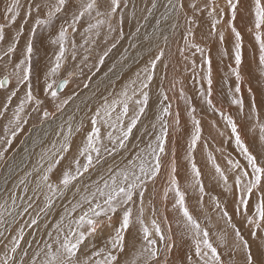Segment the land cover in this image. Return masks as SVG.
I'll use <instances>...</instances> for the list:
<instances>
[{"label": "snow or ice", "instance_id": "6c2138e0", "mask_svg": "<svg viewBox=\"0 0 264 264\" xmlns=\"http://www.w3.org/2000/svg\"><path fill=\"white\" fill-rule=\"evenodd\" d=\"M150 4V7L139 9L147 13L142 18L147 21L153 10L162 6L165 11L156 20L157 30L161 21H168L173 30L172 35L181 27L180 22L183 21L181 39L184 46L178 48V52L184 56L186 51L195 49L201 54L202 64L207 66L201 77L206 81L207 88L202 87L199 90L200 96L208 110L220 112L225 127L231 130L228 140L234 143L238 156L246 163H241V159L231 156L230 153L225 154L222 149L217 151L227 160L226 168L216 163L211 152L207 158L215 170L216 184L224 193L235 197V213L250 230L253 243L250 244L233 223L224 200L216 196L210 197L218 218L224 220L227 227L234 232V243L231 246L226 243L225 232L215 234L214 246L207 228L201 226L185 203V192L177 182L175 142L170 139L172 133L181 126L180 114L173 111L169 97L165 94L164 78L155 86L156 91L153 92L154 70L157 62L165 55L164 49H160L159 54L150 61V67L137 72L135 78L124 84L114 96L110 94L102 97L94 112L88 109L79 119L74 113L59 124L55 132L58 142L54 140L49 149L39 154L31 171L26 172L13 185L3 202H0V246L3 248L0 264H264V154L259 157L253 154L241 135L246 123L253 121L249 131L255 133L258 130V139L264 144V119L260 118L254 94L248 110H245L243 97L240 95L243 41L236 26L238 18L243 21L247 16L253 17L249 31L253 33L258 44L257 78L264 76V0H251L250 4L248 0H223V3L221 0H165L163 5H159L158 0H150ZM138 7L137 0H26V4L22 0H10L2 13L5 23L0 24V44L6 40L5 28H11L22 11L23 22L7 47L0 49V60L8 57L4 64L7 74L0 79V90H6L14 81L3 107L7 109L13 97L19 100L13 113L14 120L9 123H14L19 129L21 113L28 106L34 112L42 111L43 119L49 118L51 113L44 105L49 97L56 101L58 90L68 85V79L56 77L65 67L69 55L75 61L78 49L88 52L89 49L84 48V44L95 43L91 37L99 38L105 26V42L112 33H118V42L124 35L123 24L127 15L125 10H129L131 19H135ZM34 14L35 20L25 48L20 53L21 58L14 62L13 54L17 51L23 26ZM62 15L65 17L64 21L50 40L56 47L42 81L37 77V84L34 86L33 41L38 31L54 27V22ZM85 22L86 27L80 35L88 38L84 39V44L78 45L75 40L77 25ZM201 23L208 24L206 32H201V39L207 40L218 34L220 42L223 43L224 31L222 28L218 29L221 24L230 29L234 37L235 67L230 65L229 68L236 83L234 89L229 87L228 95L231 104L238 109L235 119L213 104L211 58L206 54L205 48L195 42L196 30ZM137 24L136 31L139 32V21ZM157 38L162 39L166 46L169 44L170 36L163 35L162 31ZM115 46V43L111 45L113 48ZM86 60L87 56H84L80 63ZM100 61L103 62V56ZM167 67L166 64L165 68ZM68 75H72L70 70ZM21 87L25 88V93L18 97ZM171 88H175V83ZM248 91L252 94L251 87ZM153 95L159 111L154 113V119L145 123L144 118L148 116ZM180 96L187 104L188 98L184 96L182 88ZM71 99L69 96L57 103L56 110L62 112ZM166 101L169 102L165 103ZM194 111L189 104L193 129L185 149V160L190 166L192 176L189 187L199 193V201L202 202L206 194L205 187L201 180V171L193 158V152L202 137L200 121L192 115ZM87 124H90V129L77 146L76 155L68 159L64 169L54 180V170L70 151L73 137L81 133ZM134 130L140 135L137 136ZM15 135L16 132H12V136ZM219 135L223 136L224 133L220 132ZM8 143L11 144V140ZM3 155L0 152V159ZM118 155L121 156V161L115 163ZM109 159L113 163L108 164ZM105 164H108L106 169ZM93 172H99L100 175L91 183H85V179L91 180ZM85 173L88 174L87 177ZM164 173H167V179L164 181L161 199L162 202L166 201L169 193L175 194L173 210H178L182 218L175 222L179 229L175 235L179 240L174 239L172 224L156 204L157 180ZM229 174L234 177L232 183H229ZM33 176L34 181L31 179ZM21 186L23 194L18 196L16 189ZM29 190L31 195H27ZM41 196L43 207L35 216H30V222L25 221L29 228L36 226L31 234L32 239L24 240V226H21L9 240L8 236L14 225L25 214L30 215L29 210L33 209ZM58 200L63 202V212L54 221L47 219ZM146 206L151 209L150 225L144 220ZM42 219L43 226L38 223ZM132 229L136 231L132 232ZM37 232L41 234L37 236ZM129 233L130 237L126 239ZM45 235L47 239L44 238ZM21 241H24V246ZM218 247L222 251H218Z\"/></svg>", "mask_w": 264, "mask_h": 264}, {"label": "rangeland", "instance_id": "374dc122", "mask_svg": "<svg viewBox=\"0 0 264 264\" xmlns=\"http://www.w3.org/2000/svg\"><path fill=\"white\" fill-rule=\"evenodd\" d=\"M4 1L6 3L10 2V0ZM22 2L26 4V0H22ZM137 2L139 3V7L137 9L135 19H131L129 10H125L127 15L123 24L124 35L118 42H116L118 33H112L111 37L105 42L104 37L107 32V28L105 26V28L101 30V36L99 38L94 36L91 37V39L96 41L95 43L84 44V39L88 37L82 38L80 33H82L84 27H86V22L83 25H77L78 33L75 35V40L78 45L84 44V48L89 49V51L84 52V49H78V55L75 61L71 59L70 55L68 60L65 61V67L61 69V72L56 79H68L69 83L63 90L58 91V99L56 101H52L50 97L46 100L44 107L51 113L49 118L43 119L42 111L40 113L34 112L32 111V107L28 106L25 108V111L21 113L19 129H17L16 125L14 123L10 124L9 121L14 120L13 113L19 103L18 98L13 97L12 102L8 104L7 109L3 107L6 102L7 95L14 86V81L7 87L6 90H0V112H3V115H0V152L4 153L3 158L0 159V202H3L4 197L10 193L13 185L18 183V181L24 177L26 172L31 171L33 165L37 162L39 154L43 150L49 149L54 140L58 142V138L54 132H56L59 124L65 121L69 115L74 113L77 115V119H79L80 115L88 109H91L94 112L96 106L101 102L105 91L109 90V95L106 96H110V94L114 96L120 91L121 87L125 83L124 80L126 76L130 75V73L131 75H134L137 72H142V69L145 67H150V64L148 63H150V61L159 54L160 49H164L165 55L157 62L156 69L154 70L153 92L156 91L155 85H158L161 79L164 78L163 87L165 89V94L169 97L173 111H178L180 114L181 126L172 133V137L170 139L175 142L176 160L178 165L177 182L180 189L185 192V203L188 206L189 211L201 223V226L207 228L209 238L214 243V246L216 241L215 234L221 232L226 233V243L228 246H231L234 243V232L231 228L227 227L224 220L218 218L217 211L214 210L210 197L216 196L224 200L225 208L232 217L233 223L237 225V227L241 230L242 235H244L245 239H248L251 244L253 242L251 240L250 230L244 226L245 222L242 221L235 213V197L224 193L223 189L216 184L214 180L215 170L207 158L208 153L211 152L216 159V163L222 168L227 167V160L221 155L220 151H217V149H222L225 154L230 153L231 156L241 159L235 150L234 143L228 140L231 130L230 128L225 127V123L221 118L220 112H212L208 110L200 96L199 90L202 87L207 88L206 81L201 79L207 66L202 64L201 54L196 52L195 49H192L190 52L186 51L184 56H181L178 52L177 49L184 46V41L181 39L183 21L180 22L181 27L175 31L174 35H172L173 30L169 27L170 22L168 21H161L159 30H157L156 20L160 19L162 13L165 11L164 8L160 6L153 10V14L149 16L147 21H145L142 17L147 15V13L141 12L139 9L150 7V0H137ZM164 2L165 0H158L159 5H163ZM248 3L250 4L251 0H249ZM5 5L6 4H0L1 11L4 9ZM64 18L65 17L62 15L59 20L54 22V27L44 31H38L35 36L33 41L34 56L32 77L34 86L37 84V77H40L42 81L44 72L46 71L50 58L52 57V53L56 47L50 43V40L58 31L60 24L64 21ZM2 19H4L3 16H0V24L5 23ZM252 19L253 17H251L249 24ZM34 20L35 14L29 18L28 23L23 26L24 30L17 44V51L13 54L14 62H18L21 58L20 53L25 48ZM137 21H139L140 26L139 32L136 31L138 26ZM22 22L23 11L21 12L20 18H18L16 23L13 24L11 28H5L6 40L3 44H0V49L7 47V44L11 42L12 37L17 31H19ZM238 23L239 22H236V26L241 32L243 41L241 65L242 83L240 95L243 97L245 110H248L254 94L255 102L258 106V110L260 111V118L264 119V76L257 78V74L259 72L258 60L254 59V61L250 58L249 61L251 62H248V66H244L243 64V56L245 53V49L243 51V48H247L246 51L248 49L258 51V44L255 42L253 33L249 31L251 24L250 26H242L237 25ZM203 24L205 25V23H201L196 30L195 42L205 48L206 54L210 55L212 68L214 70L216 69L215 72H213L212 69L213 104L224 113L233 116L235 119L238 109L236 106L231 104V98L228 95L229 87L233 89L235 88V77L231 75L229 68H226V71L223 70L225 65L220 66V68L213 66V58L215 56L212 57V54L214 53L215 45H212L210 42L211 38H208L207 40L200 38L201 32H206L208 27L207 24L206 26ZM218 29H220V26H218ZM161 31L163 35L170 36L169 44L167 46L163 43L162 39L157 38L161 34ZM226 37L228 38V36ZM230 37L228 38L229 41L231 40ZM229 41H225L224 44L221 43L222 45H219L218 43L219 47L216 46V49L219 48V51L222 54L218 55V57L224 56L230 59V61H232L231 66L235 67L233 51L234 42ZM113 43L116 44L114 48L111 47ZM139 46H141V51H137L135 54L142 53L144 48H147L148 51L142 53L139 57H130V55L133 54L132 51L136 50ZM105 52H107L106 55ZM84 56H87V60L81 64L80 61ZM102 56L103 62L100 61ZM185 57H187V59H185ZM7 59L8 57L5 56L3 60H0V79H3L4 75L7 74L4 70V64L7 62ZM166 64L168 65L167 68H165ZM69 70L72 72L71 76L68 75ZM220 70H223L222 73ZM173 83H175V88H171ZM249 87L252 89V94L248 91ZM170 88L171 90H169ZM181 88L183 89L184 96L188 98L187 104L185 99H182L180 96ZM24 93L25 88L21 87L18 92V97H22ZM41 95L43 96L42 92ZM69 96H71L72 99L64 106L62 112H58L55 105ZM169 101H166L165 103H168ZM189 104L191 108L195 110L192 115L194 114L195 117L200 120L201 126L202 139L197 143L196 150L193 152V158L197 167L201 171V180L205 187L206 194L202 202L199 201V193L189 187L192 181V176L190 173V166L185 160V149L187 142L190 139V133L193 129L189 116ZM158 111L159 107L157 105L156 97L153 95L150 100L148 116L144 118L145 123H147L148 120L154 119V113ZM252 124L253 121H248L246 126L243 127L241 134L250 151L259 157L264 154V144L260 143L258 139V130L255 133L249 131ZM139 127L140 125H138V128ZM6 128L7 131L5 130ZM85 128L82 130L83 132L73 137L70 151L65 154V158L54 170V180L56 176L60 175L61 171L67 164L68 161L66 160L68 159V156L70 157L71 154L73 155V153L77 151V146L81 143L83 136L90 129V124H87ZM12 132H16V135L12 136ZM220 132H223L224 135H219ZM246 132L248 134H246ZM134 133L137 136L140 135V133L136 130H134ZM9 140H11V144L8 143ZM133 141L135 142V136L133 137ZM205 143L207 144V148H205ZM120 161L121 156H116L115 163H120ZM81 163H83V158H81ZM111 163H113V161L109 159L108 164ZM241 163L246 162L241 159ZM108 164L104 165L105 169L108 167ZM90 171L92 170L90 169ZM87 175L88 174L85 173V177H87ZM99 175V172H93L91 180L85 179V183H91V181L96 180ZM33 178L35 177L33 176L31 179ZM166 179L167 173H164L163 176L157 180L156 204L160 208V212L163 213V215L166 216L168 221L172 224L174 239L179 240V237L175 235L179 232L175 222L177 219L182 218L180 217L178 210H173L175 194L169 193V197L166 201L162 202L161 199L163 195L164 181ZM233 179L234 177L229 174V183H232ZM16 194L18 196L23 194L22 186L16 189ZM27 195H31V190H29ZM69 196H71V193H69ZM25 199H27V197H25ZM42 200L43 197L41 196L40 200L36 201L33 209L29 210L30 215L25 214L19 219L18 223L14 225L12 233L8 236L9 240L11 239V235L15 234V230L21 226H24V240L26 241L32 239L31 234L33 230L36 229V226L29 228L25 224V221L30 222V216H35L39 212V209L43 207ZM62 203L63 202L59 200L56 201V206L52 209L47 219L54 221V219L59 218L63 212ZM41 215L43 216L42 213ZM205 217H207V219H205ZM144 220L146 224L150 225L151 209L147 206ZM38 223L43 226L44 220L42 219L38 221ZM131 231L134 232L136 229H132ZM40 234V232H37V236ZM130 234L131 233H129V236L126 237V239L130 237ZM44 238L47 239V236L45 235ZM5 243H7V241H5ZM185 243H187V241H185ZM137 244H139V241H137ZM21 245L24 246V241H21ZM2 251V246H0V254H2ZM218 251H222V248L218 247ZM253 251L255 252L254 244ZM238 259H240V257H238Z\"/></svg>", "mask_w": 264, "mask_h": 264}, {"label": "bare ground", "instance_id": "6f19581e", "mask_svg": "<svg viewBox=\"0 0 264 264\" xmlns=\"http://www.w3.org/2000/svg\"><path fill=\"white\" fill-rule=\"evenodd\" d=\"M249 1V0H248ZM221 2L223 3V0H221ZM251 17L252 16H247L246 18H244L243 19V21H241L239 18H238V20L236 21V22H239L237 25H242V26H247V25H249L250 26V24H249V21H250V19H251ZM252 22V21H251ZM206 24L207 23H205V25L204 26H206ZM208 25V24H207ZM220 28H222L223 29V31H224V41H223V44H224V42L225 41H229V37H230V41L229 42H234V37H233V35H232V33H231V31H230V29H228V28H226V27H224V25L223 24H221L220 25ZM226 36H228V38L226 37ZM211 39V43H212V45H215V50H214V53L212 54V57L213 56H215L214 58H213V66L214 67H218V68H220V66H224L225 65V68L223 69L224 71H226V68H229V66L231 65V62L232 61H230V59H228V58H226V57H218V55H222L221 53H220V51H219V48L218 49H216V46H218L219 47V45L221 44V42H220V40H219V36H218V34L215 36V37H210ZM218 43H219V45H218ZM222 45V44H221ZM244 49H245V53H244V58H243V64H244V66L246 65V66H248V62H251V61H249V59L250 58H252L253 60L254 59H257L258 60V51L257 50H254V51H252L251 49H248L247 51H246V49L247 48H243V51H244ZM137 51H141V46H139L136 50H134V51H132L133 52V54L132 55H130V57H134V56H137V57H139L142 53H145L146 51H148V49L147 48H144L143 50H142V53H137V54H135V52H137ZM213 51V50H212ZM229 51V50H228ZM131 52V53H132ZM232 52V51H231ZM216 53V54H215ZM224 53V52H223ZM210 54V53H209ZM215 54V55H214ZM255 57V58H254ZM231 58H233V57H231ZM130 59V58H129ZM147 59H149V58H147ZM171 59V58H170ZM146 60V59H145ZM255 61V60H254ZM129 62V61H128ZM253 62V61H252ZM130 63V62H129ZM148 64H150V63H148ZM150 66V65H149ZM162 66V65H161ZM243 67V66H242ZM253 68H255V67H253ZM213 69V68H212ZM230 69V68H229ZM243 69H244V67H243ZM257 69V68H256ZM256 69H255V71H256ZM163 70V69H162ZM216 70V69H215ZM215 70L213 69V72H215ZM223 70H220V72L222 73V71ZM199 72V71H198ZM202 72V71H201ZM247 72V71H246ZM135 73V72H134ZM200 73V72H199ZM254 73H256V72H254ZM227 74V73H226ZM134 75H136V74H134ZM134 75H131V73H130V75H128V76H126V78H125V80H124V84H126L128 81H130V80H132V79H134ZM167 75V74H166ZM203 75V74H202ZM124 78V77H123ZM121 80V79H120ZM120 84H122V83H120ZM123 84V85H124ZM118 85V84H117ZM156 86V85H155ZM72 87V86H71ZM154 87V86H153ZM118 90V89H117ZM154 91V90H153ZM103 92V91H102ZM107 93V94H106ZM99 94H101V93H99ZM103 94V93H102ZM90 95V94H89ZM106 95H109V90H107V91H105L104 92V94H103V96L102 97H105ZM96 101V100H95ZM97 102H98V100H97ZM184 106V105H183ZM92 107V106H91ZM194 115V114H193ZM200 121V120H199ZM87 126V125H86ZM86 129V128H85ZM50 132V131H49ZM83 132V131H82ZM249 132V131H248ZM55 133V132H54ZM258 133V132H257ZM245 134V133H244ZM246 134H248L247 132H246ZM242 135V134H241ZM250 136V135H249ZM244 137V136H243ZM251 137H252V135H251ZM246 138V137H245ZM244 139V138H243ZM81 144V143H80ZM80 144H78V145H80ZM43 145V144H42ZM46 146H48V145H46ZM30 149H31V147H30ZM38 149V148H37ZM32 151V150H31ZM76 153H77V151L76 152H74L73 153V155L71 154V156L69 157L68 156V159L69 158H73L75 155H76ZM31 154V153H30ZM33 157V156H32ZM68 159L66 160V161H68ZM31 161V160H30ZM33 161V160H32ZM65 161V160H64ZM33 181L35 180V178H33L32 179ZM2 198V197H1ZM205 220V219H204ZM208 222V221H207ZM3 249V248H2Z\"/></svg>", "mask_w": 264, "mask_h": 264}, {"label": "crops", "instance_id": "0c3cea01", "mask_svg": "<svg viewBox=\"0 0 264 264\" xmlns=\"http://www.w3.org/2000/svg\"><path fill=\"white\" fill-rule=\"evenodd\" d=\"M0 4H7L4 0H0ZM4 10V9H3ZM3 10L1 11L0 10V16L2 17L3 15H2V13H3ZM2 20H4V19H2Z\"/></svg>", "mask_w": 264, "mask_h": 264}, {"label": "water", "instance_id": "95a60500", "mask_svg": "<svg viewBox=\"0 0 264 264\" xmlns=\"http://www.w3.org/2000/svg\"><path fill=\"white\" fill-rule=\"evenodd\" d=\"M61 90H63V89H60V90H58V91H61Z\"/></svg>", "mask_w": 264, "mask_h": 264}]
</instances>
